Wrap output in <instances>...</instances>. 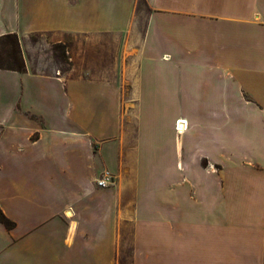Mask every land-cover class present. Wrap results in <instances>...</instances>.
<instances>
[{
    "label": "crops",
    "instance_id": "obj_1",
    "mask_svg": "<svg viewBox=\"0 0 264 264\" xmlns=\"http://www.w3.org/2000/svg\"><path fill=\"white\" fill-rule=\"evenodd\" d=\"M137 1L0 0V264H264V0Z\"/></svg>",
    "mask_w": 264,
    "mask_h": 264
},
{
    "label": "rangeland",
    "instance_id": "obj_2",
    "mask_svg": "<svg viewBox=\"0 0 264 264\" xmlns=\"http://www.w3.org/2000/svg\"><path fill=\"white\" fill-rule=\"evenodd\" d=\"M136 14L139 15L141 17V20H142V24H144V21H145V17L146 15L148 14L149 12V8L147 7L146 3L144 0H138L137 3H136ZM39 36H32V39L33 40H37ZM65 40L67 42V45L69 46H74L76 45V42L78 40V37H75L73 35H66L65 37ZM21 44V42H20ZM61 46V48L57 47V46ZM66 47L65 44L63 43H54L53 44V53H54V60L55 62H57L58 64V67L60 69H64V68H67L68 65H67V54L66 52L64 53V48ZM22 48V47H21ZM23 53V51H22ZM24 56V55H23ZM69 61V59H68ZM132 123L133 121L132 120H125V133H124V138L122 137L121 141L123 142H132L133 141V134H134V131L132 130ZM94 131H98V127L97 125L95 124L94 122ZM113 128H110V131L112 130ZM180 133V132H179ZM102 140H103V136L101 135H96L94 136V139H93V144H94V149L95 151H97L99 148H100V145L102 144ZM105 153L107 154H104V157H105V162H107L108 164H111L113 163L114 161V155H113V150L110 146H107L104 150ZM126 172H127V169H126ZM115 171H111L110 168H107V167H94V180L96 178H104V177H109V176H113V178L115 179ZM95 182V181H94ZM111 187L113 185H110ZM148 187H150V182L146 183V190H148ZM149 191V190H148ZM151 208L153 210H155L156 208H159L160 207V204H158L156 201L154 200H151V201H147ZM159 205V206H158ZM149 217V216H148ZM161 216H159L158 214L155 215H151L150 218L152 220V222L154 221H159V218ZM130 247L129 245H126V247H124V253L122 255V264H130Z\"/></svg>",
    "mask_w": 264,
    "mask_h": 264
},
{
    "label": "trees",
    "instance_id": "obj_3",
    "mask_svg": "<svg viewBox=\"0 0 264 264\" xmlns=\"http://www.w3.org/2000/svg\"><path fill=\"white\" fill-rule=\"evenodd\" d=\"M61 48V46H57ZM0 69L26 71V63L22 53L20 38L16 33L0 36ZM0 222L8 229H13L16 222L12 220L0 206Z\"/></svg>",
    "mask_w": 264,
    "mask_h": 264
},
{
    "label": "built area",
    "instance_id": "obj_4",
    "mask_svg": "<svg viewBox=\"0 0 264 264\" xmlns=\"http://www.w3.org/2000/svg\"><path fill=\"white\" fill-rule=\"evenodd\" d=\"M55 72L57 73V74H60V70L59 69H57V70H55ZM182 121V119H179V120H177L176 121V126H175V128H176V130L178 131V132H181L182 131V129H181V125H180V123H183V122H181ZM186 123V122H185ZM97 183H98V185H100V186H106L107 185V182L103 179V178H100V179H98L97 180Z\"/></svg>",
    "mask_w": 264,
    "mask_h": 264
},
{
    "label": "bare ground",
    "instance_id": "obj_5",
    "mask_svg": "<svg viewBox=\"0 0 264 264\" xmlns=\"http://www.w3.org/2000/svg\"><path fill=\"white\" fill-rule=\"evenodd\" d=\"M181 122H183V123H180V125H181L180 127H181L182 131H184V129H186V127H187V121H186V120H182ZM185 122H186V123H185ZM182 131H181V132H182ZM181 132H180V133H181Z\"/></svg>",
    "mask_w": 264,
    "mask_h": 264
}]
</instances>
